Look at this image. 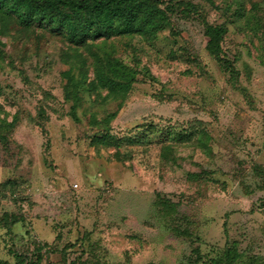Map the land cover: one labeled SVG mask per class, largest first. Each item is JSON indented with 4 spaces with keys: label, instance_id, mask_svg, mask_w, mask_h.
<instances>
[{
    "label": "rangeland",
    "instance_id": "1",
    "mask_svg": "<svg viewBox=\"0 0 264 264\" xmlns=\"http://www.w3.org/2000/svg\"><path fill=\"white\" fill-rule=\"evenodd\" d=\"M145 4L78 46L0 9V264H264V0Z\"/></svg>",
    "mask_w": 264,
    "mask_h": 264
},
{
    "label": "trees",
    "instance_id": "2",
    "mask_svg": "<svg viewBox=\"0 0 264 264\" xmlns=\"http://www.w3.org/2000/svg\"><path fill=\"white\" fill-rule=\"evenodd\" d=\"M147 0H0V9L16 15L19 22L29 27L38 25L54 31H62L75 45L87 40L109 37L110 31L116 35L130 33L136 25V18H141L143 26L148 25L158 11L148 8ZM108 15L117 26H102L100 20ZM125 29V31H121ZM120 31V33H118ZM209 45L218 47L220 29L207 28Z\"/></svg>",
    "mask_w": 264,
    "mask_h": 264
}]
</instances>
